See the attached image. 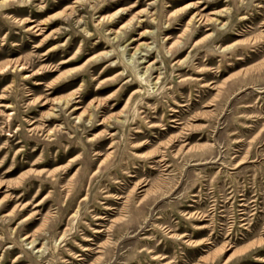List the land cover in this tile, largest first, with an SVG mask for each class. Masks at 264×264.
Returning <instances> with one entry per match:
<instances>
[{"label": "rangeland", "instance_id": "374dc122", "mask_svg": "<svg viewBox=\"0 0 264 264\" xmlns=\"http://www.w3.org/2000/svg\"><path fill=\"white\" fill-rule=\"evenodd\" d=\"M0 104V264H264V0H0Z\"/></svg>", "mask_w": 264, "mask_h": 264}, {"label": "bare ground", "instance_id": "6f19581e", "mask_svg": "<svg viewBox=\"0 0 264 264\" xmlns=\"http://www.w3.org/2000/svg\"><path fill=\"white\" fill-rule=\"evenodd\" d=\"M82 0H75V3H80ZM123 0H119V2H122ZM133 5V4H132ZM124 10H125V8H118V9H116L114 12H112L111 14H108V15H102V16H99L98 18H97V23L98 24H102V23H112V22H114V21H112V20H114V17L117 15V14H121V13H123L124 12ZM144 11V10H143ZM74 12V7H72L71 6V9L69 10V12H67V15H70V14H72ZM142 11L140 10L138 13H141ZM138 16H139V14L136 16V15H132L130 18H129V20L127 21V22H125L124 24H122L120 27L122 28V27H127L128 25H129V23H130V21L132 20V19H135V20H137L138 19ZM194 19H197V20H203L202 18H201V16H199V14L198 13H194L192 16H191V18L188 20V22L187 23H191ZM29 21H33V20H31V19H29ZM112 21V22H111ZM205 22V21H204ZM200 23V22H199ZM42 24H47V21H44V22H39V23H32V24H30V25H28V27L26 28L27 30H32V31H35L36 32V35H42V30H43V26H40V25H42ZM204 24V23H203ZM45 27V26H44ZM117 33H119V30H116V31H114V37H116L117 36ZM37 46H38V44H37ZM146 46V45H145ZM139 47V46H138ZM138 47L137 48H135L134 49V51H133V53H136V51L138 50ZM50 49V48H49ZM139 53V52H138ZM47 56V55H46ZM95 55H93V56H91L90 58H92V57H94ZM97 56V55H96ZM95 56V57H96ZM90 58H88V59H90ZM70 59V57H68L67 59H64V60H62L61 61V63H65L66 61H68ZM87 59V60H88ZM141 60H143V59H141ZM150 66L151 65H147L146 66V68H145V70H144V72L145 71H147L148 69H150ZM22 67V66H21ZM112 67H114V66H107V67H104L101 71H100V74H103L104 72H106V71H108L109 69H111ZM5 68V66L2 68V69H4ZM37 83L38 84H40L41 83V81H37ZM79 88H76V89H74V90H72L71 92H69L68 94H66L65 96H62V97H60L59 99H57V101L56 102H58V103H60V104H64V105H67L72 99H74L75 97H77L76 96V93H77V90H78ZM134 92H136V90H134L133 91V93ZM44 98V97H43ZM42 98V99H43ZM32 100H33V98H32ZM40 105H43V104H45V103H47L48 102V100H46L45 98H44V100H41L40 99ZM76 101H78V100H76ZM0 105H3V104H0ZM74 105V104H73ZM55 106V105H54ZM54 106H51L49 109V112H46L47 114H49V113H51V111L53 110V108H54ZM124 107V106H123ZM74 109L75 108H79V105H74V107H73ZM84 113H85V110H83L80 114H78V115H76V116H74L75 117V119H77V121H79L80 119H81V117H82V115H84ZM90 115L91 114H87V116H88V119L90 118ZM7 116H8V114H7ZM102 122V121H101ZM101 122H99V123H101ZM70 161H72V158L70 159ZM28 243H30L31 245H33L34 243H35V239L34 238H32V239H30L29 241H28ZM42 250L40 249V247H38L37 249H36V251L35 252H41Z\"/></svg>", "mask_w": 264, "mask_h": 264}]
</instances>
